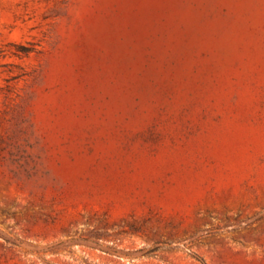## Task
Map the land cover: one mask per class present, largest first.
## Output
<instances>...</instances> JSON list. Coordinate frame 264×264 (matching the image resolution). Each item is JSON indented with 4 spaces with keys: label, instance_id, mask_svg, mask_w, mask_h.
I'll return each mask as SVG.
<instances>
[{
    "label": "rangeland",
    "instance_id": "374dc122",
    "mask_svg": "<svg viewBox=\"0 0 264 264\" xmlns=\"http://www.w3.org/2000/svg\"><path fill=\"white\" fill-rule=\"evenodd\" d=\"M0 264H264V0H0Z\"/></svg>",
    "mask_w": 264,
    "mask_h": 264
}]
</instances>
